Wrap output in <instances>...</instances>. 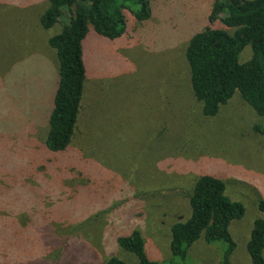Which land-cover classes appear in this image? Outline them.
Returning <instances> with one entry per match:
<instances>
[{"label":"rangeland","instance_id":"rangeland-1","mask_svg":"<svg viewBox=\"0 0 264 264\" xmlns=\"http://www.w3.org/2000/svg\"><path fill=\"white\" fill-rule=\"evenodd\" d=\"M212 3L158 0L143 23L126 10V31L112 41L91 28L84 121L67 151L52 154L44 145L58 63L47 39L62 24H40L48 0H0V264L137 261L116 240L134 228L155 260L168 261L170 226L189 215L201 169L244 204L229 225L230 260L252 264L247 241L264 197V135L254 125L264 117L238 93L203 115L185 58ZM251 55L246 45L239 59ZM225 247L200 238L188 264H220Z\"/></svg>","mask_w":264,"mask_h":264},{"label":"trees","instance_id":"trees-1","mask_svg":"<svg viewBox=\"0 0 264 264\" xmlns=\"http://www.w3.org/2000/svg\"><path fill=\"white\" fill-rule=\"evenodd\" d=\"M158 0H48L39 15L43 28L61 23L50 35L48 45L55 49L58 81L47 119L45 149L58 154L74 142L84 121L87 65L84 42L91 28L99 35L116 40L127 28L130 17L138 23L149 20ZM206 26L191 35L185 49L189 83L201 112L216 116L235 93L264 117V0H213ZM223 26L230 27L232 31ZM246 45L251 57L240 61ZM254 130L264 135V123ZM3 183H0V187ZM189 215L170 226L172 258L158 262L146 247L140 228L118 234V244L137 256L127 261L112 254L98 264H188L189 248L200 238L223 242L226 247L220 264H231L236 248L229 225L245 213L244 204L226 192L225 180L214 170L201 169L189 194ZM258 216L247 241L252 264H264V197L258 200Z\"/></svg>","mask_w":264,"mask_h":264}]
</instances>
